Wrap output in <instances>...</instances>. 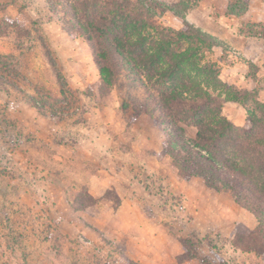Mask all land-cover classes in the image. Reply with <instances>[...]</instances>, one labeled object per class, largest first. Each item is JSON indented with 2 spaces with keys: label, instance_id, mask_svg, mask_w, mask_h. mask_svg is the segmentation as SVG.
I'll return each instance as SVG.
<instances>
[{
  "label": "rangeland",
  "instance_id": "1",
  "mask_svg": "<svg viewBox=\"0 0 264 264\" xmlns=\"http://www.w3.org/2000/svg\"><path fill=\"white\" fill-rule=\"evenodd\" d=\"M157 1L180 15L199 0ZM151 11L170 27L160 7ZM60 12L49 0H0V264H264L234 248L257 226L238 198L174 165L188 156L176 136L194 141L185 116L203 100L172 103L184 121L175 127L167 113L145 116L147 83L123 67L115 85L101 84L91 40ZM188 75L203 88L201 72ZM219 91L209 89L211 107L225 115ZM227 109L237 127L250 126L240 106Z\"/></svg>",
  "mask_w": 264,
  "mask_h": 264
},
{
  "label": "trees",
  "instance_id": "2",
  "mask_svg": "<svg viewBox=\"0 0 264 264\" xmlns=\"http://www.w3.org/2000/svg\"><path fill=\"white\" fill-rule=\"evenodd\" d=\"M149 1V6L141 0L134 4L116 0L49 3L55 12L62 11L59 20L68 29L91 40L101 84L107 88L115 85V75L124 71L123 67L134 80L147 83L142 86L150 92L151 107L139 105L145 116L153 119L156 113H167L171 127H175L184 121L176 118L172 103L189 97L203 100V108L193 109L185 116L188 124L196 128L194 141L188 143L176 136L183 144L181 151L188 156L182 161L184 165H174L190 177L201 178L209 188L217 192L230 190L238 198L239 204L255 217L257 226L254 231L239 233L234 248L264 256V102L257 100L255 89L240 91L221 82L220 66L204 60L205 52L211 53L214 48L227 53L215 38L187 22L179 30L155 25L151 6L181 18L188 12L183 10L178 15L166 3ZM183 2L190 7L187 1ZM237 2L244 6L238 12L232 4L228 6V12L235 16L245 11V3ZM195 70L202 73L203 88L190 80L188 74ZM210 88L220 90L223 103L242 106L250 126L239 128L222 115L220 106L211 107L216 102ZM249 102L251 107L247 106ZM177 140L171 134L172 145Z\"/></svg>",
  "mask_w": 264,
  "mask_h": 264
},
{
  "label": "crops",
  "instance_id": "3",
  "mask_svg": "<svg viewBox=\"0 0 264 264\" xmlns=\"http://www.w3.org/2000/svg\"><path fill=\"white\" fill-rule=\"evenodd\" d=\"M234 1L237 0H199L198 5L189 10L184 18L165 12L167 17L163 19L167 21L164 23L179 30L187 22L215 38L227 49L226 57L221 49H213L215 62L220 66L221 82L240 91L257 89V100L264 102V57L259 60L257 55H252L253 50L256 53L261 48L264 50V0H241L245 3V11L239 16L228 12V6ZM257 27L263 31L257 35L252 34L250 29ZM253 39L256 45L252 43ZM239 106L234 102H226L223 116L229 120L235 119L227 108H235L238 114ZM240 108L243 109L242 106ZM233 124L239 126L235 122ZM119 233L126 236L122 229Z\"/></svg>",
  "mask_w": 264,
  "mask_h": 264
},
{
  "label": "built area",
  "instance_id": "4",
  "mask_svg": "<svg viewBox=\"0 0 264 264\" xmlns=\"http://www.w3.org/2000/svg\"><path fill=\"white\" fill-rule=\"evenodd\" d=\"M251 42L248 43V45H250Z\"/></svg>",
  "mask_w": 264,
  "mask_h": 264
}]
</instances>
